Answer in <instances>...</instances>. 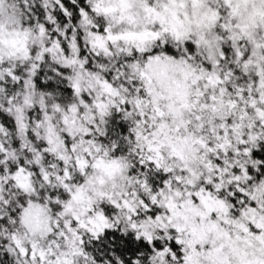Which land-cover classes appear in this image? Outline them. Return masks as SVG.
Here are the masks:
<instances>
[{
    "label": "snow or ice",
    "instance_id": "snow-or-ice-1",
    "mask_svg": "<svg viewBox=\"0 0 264 264\" xmlns=\"http://www.w3.org/2000/svg\"><path fill=\"white\" fill-rule=\"evenodd\" d=\"M0 264H264V0H0Z\"/></svg>",
    "mask_w": 264,
    "mask_h": 264
}]
</instances>
